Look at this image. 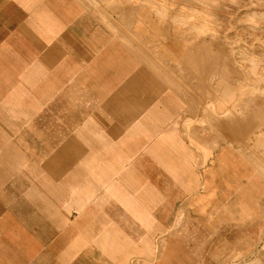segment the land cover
I'll return each instance as SVG.
<instances>
[{
	"label": "crops",
	"instance_id": "crops-1",
	"mask_svg": "<svg viewBox=\"0 0 264 264\" xmlns=\"http://www.w3.org/2000/svg\"><path fill=\"white\" fill-rule=\"evenodd\" d=\"M145 12L0 0V264H215L258 238L254 230L205 254L191 237H207L208 225L181 227L177 206L199 190L201 164L200 212L234 203L247 211L231 180L252 181L249 163L264 176L262 158L244 152L264 146V130L224 92L233 103L217 121L220 150L197 161L187 144L202 141L201 129L181 131L203 106L170 66L197 78L202 97L221 93L207 80L213 68L206 51L144 28Z\"/></svg>",
	"mask_w": 264,
	"mask_h": 264
},
{
	"label": "rangeland",
	"instance_id": "rangeland-1",
	"mask_svg": "<svg viewBox=\"0 0 264 264\" xmlns=\"http://www.w3.org/2000/svg\"><path fill=\"white\" fill-rule=\"evenodd\" d=\"M98 1L112 9L126 7L127 10L146 11L149 19H144V28L171 34L170 38L175 39V43L190 44L192 51H206L207 64L213 68L212 73H208L207 80L209 83L215 82L212 89L221 93L202 97L204 94L199 91L201 83L197 78L189 75L188 79L183 69L181 74L176 66H170L176 70V75L185 76V91L189 96H196L198 105L203 106L201 112L185 115L182 122L184 130L181 131L185 136L190 127L191 130L201 129L202 141L187 144L197 161H203L206 156L217 154L220 150L219 135L222 131L217 126V121L219 116H228L233 103V100L223 99L224 92L237 98L238 114L248 121V125L264 130V0ZM186 123H189L188 129ZM244 152L250 161L253 154L260 156L261 162H264V146L254 149L247 147ZM236 156L241 157L237 151ZM199 167L202 178L199 190L184 195L177 206V213L182 212L185 216L180 223L181 227L188 219L196 226H203L201 228L208 225L205 229L207 237L193 232L191 243H195L203 253L212 254L215 246L229 250L233 247L235 238L244 242L246 233L256 230L258 238L252 241L250 248H244L242 252H236L226 260H215V264H264V207L260 210L261 226L257 228V216L254 213L255 200L262 185L264 191V176L255 174L249 163L247 169L254 173L252 181L249 182L247 177L241 182L231 180V197L234 200L242 198L243 207L247 208L245 213L235 203L229 208L208 207L205 212H200L195 204V196L207 189L202 185L206 179L205 167L202 164ZM160 235L161 233L157 235V239Z\"/></svg>",
	"mask_w": 264,
	"mask_h": 264
}]
</instances>
